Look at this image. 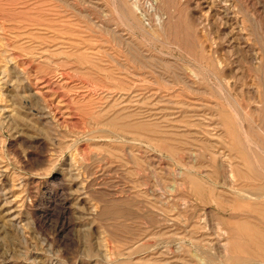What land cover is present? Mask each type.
<instances>
[{"label":"rangeland","instance_id":"374dc122","mask_svg":"<svg viewBox=\"0 0 264 264\" xmlns=\"http://www.w3.org/2000/svg\"><path fill=\"white\" fill-rule=\"evenodd\" d=\"M263 151L264 0H0V264H235Z\"/></svg>","mask_w":264,"mask_h":264},{"label":"bare ground","instance_id":"6f19581e","mask_svg":"<svg viewBox=\"0 0 264 264\" xmlns=\"http://www.w3.org/2000/svg\"><path fill=\"white\" fill-rule=\"evenodd\" d=\"M163 2V1H162ZM166 3H167V1H165ZM162 4V3H161ZM163 5H164V3H163ZM167 5V4H166ZM165 6V5H164ZM168 7V6H167ZM206 16V15H205ZM129 117V116H128ZM132 117V116H131ZM112 120V119H111ZM141 120V119H140ZM121 122V121H120ZM121 126V125H120ZM140 126V125H139ZM139 126H138V128H139ZM237 126V125H236ZM125 127V126H124ZM127 127H129V126H127ZM137 127V126H136ZM245 127V126H244ZM123 128V127H122ZM144 128H146L145 126H144ZM242 128V127H241ZM117 130V129H116ZM242 130V129H241ZM240 130V131H241ZM244 130V129H243ZM141 131V130H140ZM247 132V131H246ZM242 133H244V131H242L241 132V135L240 136H242ZM244 135V134H243ZM237 136H238V134H237ZM240 136L238 137V139L240 138ZM242 139L244 138V143L246 144L245 146L247 147V149H248V151L249 152H251V148H250V144H252V142L249 140V138L245 135V136H242L241 137ZM231 139H233V138H231ZM243 141V140H242ZM244 143H243V145H244ZM254 143V142H253ZM229 144V143H228ZM242 145V146H243ZM244 146V148L246 149V147ZM263 146V145H262ZM252 147V146H251ZM254 147H256V146H254ZM254 147H252V148H254ZM257 148H258V146H257ZM244 149V150H245ZM258 151H261L259 148L257 149ZM256 152V151H255ZM262 152V151H261ZM214 153V152H213ZM258 153H260V152H258ZM255 154H257V153H255ZM249 155V154H248ZM198 155H196V157H197ZM257 156V155H256ZM263 156H264V151H263ZM193 157V156H192ZM187 158V157H186ZM235 158V157H234ZM257 158V157H256ZM254 156H252V159L254 160L253 162H251V164L253 163V167L257 170H255V169H253V171L255 170L256 172H260V171H262L263 173H264V168H262V165H261V162H259V158L258 159H256ZM209 159V158H208ZM237 160H239V159H237ZM224 161V160H223ZM240 161V160H239ZM225 163H227V162H225ZM242 163V162H241ZM187 165V164H186ZM226 165V164H225ZM252 167V166H251ZM235 168V167H234ZM244 168H245V166H244ZM240 169V168H239ZM250 170H252V169H250ZM187 171H188V169H187ZM227 171H228V169H227ZM242 172H244L243 170H242ZM247 172V171H246ZM245 172V173H246ZM261 172V173H262ZM214 173V172H213ZM232 173V172H231ZM230 173V174H231ZM235 173V172H234ZM237 173H238V171H237ZM240 173V172H239ZM244 173V174H245ZM226 174V173H225ZM248 174V173H247ZM256 174V173H255ZM260 174V173H259ZM196 175V174H195ZM238 175V174H237ZM241 175H243V173L241 174ZM177 176V175H176ZM207 176V175H206ZM216 176V175H215ZM224 176V175H223ZM228 176V175H227ZM250 176V175H249ZM253 176V175H252ZM256 176V175H255ZM192 177V176H191ZM195 177V176H194ZM244 177V176H243ZM198 178V177H197ZM240 178H242V176H240ZM245 178V177H244ZM249 178V177H248ZM253 178V177H252ZM254 179V178H253ZM257 179V178H256ZM183 180V179H182ZM228 180H230V182H231V184H233L234 183V180H233V178H232V176H229V179ZM177 181V180H176ZM240 181V180H239ZM180 182V181H179ZM203 182V181H202ZM218 182V181H217ZM248 182V181H247ZM249 182H250V180H249ZM252 182V181H251ZM181 183V182H180ZM201 183V182H200ZM241 183H243V181L241 182ZM253 183V182H252ZM175 184V183H174ZM203 184V183H202ZM187 185V184H186ZM211 185V184H210ZM242 185V184H241ZM244 185V184H243ZM203 186H204V184H203ZM229 186V185H228ZM231 186H233V185H231ZM235 186V185H234ZM249 186H251V185H249ZM165 187V186H164ZM169 187V186H168ZM167 187V188H168ZM182 187V186H181ZM213 187V186H212ZM237 187H239V186H237ZM242 187V186H241ZM230 188V187H229ZM228 188V189H229ZM243 188H244V186H243ZM243 188H240V189H243ZM252 188V187H251ZM256 188V187H255ZM171 189H172V187H171ZM175 189V188H174ZM178 189H180L179 188V186H178ZM194 189H195V191H197L199 188H198V185H194ZM213 189V188H212ZM212 189H211V191H212ZM235 189V188H234ZM245 189V188H244ZM253 189V188H252ZM181 190V189H180ZM189 190V189H188ZM205 190V189H204ZM225 190V189H224ZM227 190V189H226ZM230 190V189H229ZM146 191V190H145ZM160 191V190H159ZM158 191V192H159ZM162 191V190H161ZM179 191V190H178ZM231 191V190H230ZM156 192H157V190H156ZM157 192V193H158ZM206 192V191H205ZM214 192V191H213ZM234 192V191H233ZM163 193V195H164V192H161V194ZM168 193H169V195H170V193H174V191H170V189L168 190ZM168 193H167V195H168ZM175 193H176V191H175ZM212 193V192H211ZM235 193H236V191H235ZM251 193V192H250ZM147 194V193H146ZM151 194V193H150ZM158 194H160V192L158 193ZM198 194V193H197ZM196 194V195H197ZM217 194V193H216ZM222 194V193H221ZM233 194V193H232ZM151 195H154V194H151ZM155 195H156V193H155ZM163 195H161V196H163ZM175 195V194H174ZM178 195V194H177ZM200 195V194H199ZM230 195V194H229ZM236 196H238V198L240 199V201H242V202H250V203H252L253 205H251V211L250 212H252V213H254L256 216H254V215H252V216H254V217H257V218H253V219H255V221L256 222H252V223H248V222H243V223H238V224H236L235 225V228H234V232H241L242 233V235H243V239L240 241V243L238 244V247H237V249L239 250V252H240V254H241V256L237 259V261L235 262V264H264V186H262V187H259V188H257V189H255V194H249V193H245V192H243V191H237V194H235ZM173 196V195H172ZM171 196V197H172ZM179 196V195H178ZM177 196V197H178ZM202 196V195H201ZM215 196V195H214ZM214 196H212V197H214ZM217 196H220V195H217ZM233 196V195H232ZM164 197V196H163ZM170 197V198H171ZM210 197V196H209ZM175 198H176V196H175ZM197 198H198V196H197ZM166 199V198H165ZM213 199V198H212ZM167 200V199H166ZM170 200H172V199H170ZM178 200V199H177ZM177 200H176V202H177ZM184 200V199H183ZM211 200V199H210ZM185 201V200H184ZM231 201V200H230ZM229 201V202H230ZM233 201H234V199H233ZM172 202V201H171ZM175 202V201H174ZM174 202H172V203H174ZM175 202V203H176ZM182 202V201H181ZM202 202V201H201ZM236 202H237V200H236ZM242 202H241V204H242ZM170 203V202H169ZM239 203V202H238ZM158 204V203H157ZM178 204L179 203H177V204H175V205H177L178 206ZM182 205L184 204V202L183 203H181ZM218 204V203H217ZM223 204V203H222ZM234 204V203H233ZM180 205V204H179ZM239 205V204H238ZM181 206V205H180ZM233 206V205H232ZM235 208H237L236 206H234ZM243 207V206H242ZM183 208V207H182ZM244 208V207H243ZM218 209V208H217ZM174 211V210H173ZM244 210H242V212H243ZM175 212V211H174ZM180 213V212H179ZM247 213V212H246ZM245 213V214H246ZM164 214V213H163ZM232 214V213H231ZM230 214V215H231ZM238 214V213H237ZM244 214V215H245ZM248 214H249V211H248ZM165 215V214H164ZM233 215L234 216H238V215H235L234 213H233ZM233 215H231V217L230 218H232V216ZM240 215H243V213H241ZM239 215V216H240ZM251 215V214H250ZM233 216V217H234ZM166 217V216H165ZM179 217V216H178ZM227 217V216H226ZM173 218H175V217H173ZM229 218V219H230ZM246 218V217H245ZM247 218H248V216H247ZM249 218H252V217H249ZM162 219V218H161ZM167 219V218H166ZM179 219H181V218H179ZM228 219V220H229ZM232 219H234V218H232ZM236 219V218H235ZM240 219H241V217H240ZM166 221H168V220H166ZM221 221V220H220ZM219 221V222H220ZM162 222V221H161ZM217 222V221H216ZM218 222V223H219ZM231 222V221H230ZM240 222V221H239ZM181 223V222H180ZM221 223V222H220ZM164 224V223H163ZM228 224V223H227ZM263 225V228H260L259 227V225ZM218 225V224H217ZM220 225V224H219ZM163 226V225H162ZM170 226V225H169ZM177 226V225H176ZM173 227H174V225H173ZM224 228H225V225L223 226ZM176 228V227H175ZM218 228V227H217ZM213 229V228H212ZM223 230V229H222ZM226 231V230H225ZM218 234V233H217ZM220 234V233H219ZM223 234V233H222ZM222 234H220V236H222ZM178 235V234H177ZM224 235V234H223ZM241 235V236H242ZM217 236V235H216ZM219 236V235H218ZM183 238H184V236H183ZM180 239V238H179ZM182 239V238H181ZM199 239V238H198ZM201 239H203V238H201ZM201 239H199V240H201ZM217 239V238H216ZM174 240V239H173ZM206 240V239H205ZM209 240V239H208ZM218 240V239H217ZM222 240V239H221ZM193 241V240H192ZM191 241V242H192ZM196 241V240H195ZM207 241V240H206ZM228 241V240H227ZM198 242V241H197ZM205 242V241H204ZM208 242V241H207ZM219 243H221V241H218ZM210 243V242H209ZM216 243H217V241H216ZM224 243V242H223ZM207 244V243H206ZM214 244V243H213ZM225 244V243H224ZM200 245V244H199ZM211 245H212V243H211ZM211 245H209V246H211ZM214 246V245H213ZM222 246V245H221ZM235 246V245H234ZM201 247V246H200ZM218 247H220L219 245H218ZM204 248H206L205 246H204ZM226 248V247H225ZM221 249V248H220ZM207 250V249H206ZM211 250V249H210ZM177 253V252H176ZM171 254H173V253H171ZM184 255V254H183ZM168 257V256H167ZM181 260V259H180ZM197 260V259H196ZM183 261V260H182ZM181 261V262H182ZM195 261V260H194ZM161 262V261H160ZM183 263V262H182ZM207 263V262H206ZM185 264V263H184Z\"/></svg>","mask_w":264,"mask_h":264}]
</instances>
